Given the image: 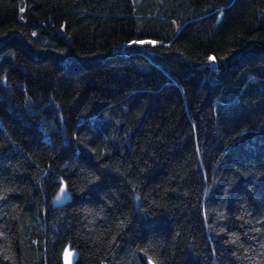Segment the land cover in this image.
Segmentation results:
<instances>
[{
    "label": "trees",
    "instance_id": "16d2710c",
    "mask_svg": "<svg viewBox=\"0 0 264 264\" xmlns=\"http://www.w3.org/2000/svg\"><path fill=\"white\" fill-rule=\"evenodd\" d=\"M67 246L264 264V0H0V264Z\"/></svg>",
    "mask_w": 264,
    "mask_h": 264
},
{
    "label": "water",
    "instance_id": "95a60500",
    "mask_svg": "<svg viewBox=\"0 0 264 264\" xmlns=\"http://www.w3.org/2000/svg\"><path fill=\"white\" fill-rule=\"evenodd\" d=\"M65 250H68V252L71 253V256L67 257V261H66V251ZM65 250H64V253H63V264H74L75 260H76L77 252L74 251V250H70L69 246H67L65 248ZM146 263L147 264H154L151 260H147Z\"/></svg>",
    "mask_w": 264,
    "mask_h": 264
},
{
    "label": "snow or ice",
    "instance_id": "6c2138e0",
    "mask_svg": "<svg viewBox=\"0 0 264 264\" xmlns=\"http://www.w3.org/2000/svg\"><path fill=\"white\" fill-rule=\"evenodd\" d=\"M61 192L63 193V189H61ZM66 251V261H67V257H70L71 256V253L68 252V250H65Z\"/></svg>",
    "mask_w": 264,
    "mask_h": 264
}]
</instances>
